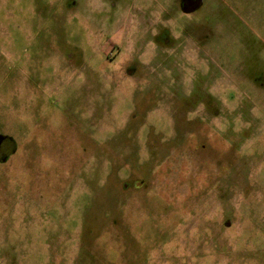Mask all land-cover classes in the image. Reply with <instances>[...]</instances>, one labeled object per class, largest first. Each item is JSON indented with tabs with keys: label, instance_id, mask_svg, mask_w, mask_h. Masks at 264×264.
Returning a JSON list of instances; mask_svg holds the SVG:
<instances>
[{
	"label": "rangeland",
	"instance_id": "1",
	"mask_svg": "<svg viewBox=\"0 0 264 264\" xmlns=\"http://www.w3.org/2000/svg\"><path fill=\"white\" fill-rule=\"evenodd\" d=\"M3 141L0 264H264V0H0Z\"/></svg>",
	"mask_w": 264,
	"mask_h": 264
},
{
	"label": "flooded vegetation",
	"instance_id": "2",
	"mask_svg": "<svg viewBox=\"0 0 264 264\" xmlns=\"http://www.w3.org/2000/svg\"><path fill=\"white\" fill-rule=\"evenodd\" d=\"M194 1L195 0H180V7H181L182 12H184L185 14H191V13H186V12H187V10L190 9V7L194 3ZM99 13H101V11H99ZM210 37H212V36L211 35H206V37H204V40L206 42H208ZM204 46H205V42H204ZM205 49L208 50L207 47H205ZM210 51H211V49L209 47L208 52H210ZM218 51H220V48H218ZM135 73H136V71L134 69H132L131 71L130 70L128 71V74H130L129 75L130 77L134 76ZM2 144H4V141L0 142V148H1Z\"/></svg>",
	"mask_w": 264,
	"mask_h": 264
},
{
	"label": "water",
	"instance_id": "3",
	"mask_svg": "<svg viewBox=\"0 0 264 264\" xmlns=\"http://www.w3.org/2000/svg\"><path fill=\"white\" fill-rule=\"evenodd\" d=\"M201 5H203V0H195L186 13H192L194 11H197L201 7Z\"/></svg>",
	"mask_w": 264,
	"mask_h": 264
},
{
	"label": "crops",
	"instance_id": "4",
	"mask_svg": "<svg viewBox=\"0 0 264 264\" xmlns=\"http://www.w3.org/2000/svg\"><path fill=\"white\" fill-rule=\"evenodd\" d=\"M220 2L223 3V0H220ZM222 5H223V4H222ZM222 5H221V6H222Z\"/></svg>",
	"mask_w": 264,
	"mask_h": 264
}]
</instances>
